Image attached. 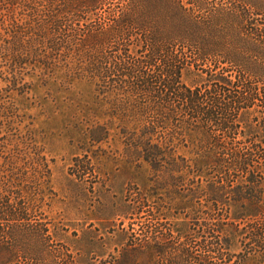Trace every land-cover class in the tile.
Instances as JSON below:
<instances>
[{"label":"trees","instance_id":"obj_1","mask_svg":"<svg viewBox=\"0 0 264 264\" xmlns=\"http://www.w3.org/2000/svg\"><path fill=\"white\" fill-rule=\"evenodd\" d=\"M84 4L0 0V60L8 84L0 89V159H6L7 151L22 154L18 147L8 148L12 119L28 114H16V104L48 110V117L118 119L117 125L96 122L71 137L84 153L74 157L75 175L96 173L95 164L112 159L137 184L135 202L108 209L111 217L133 220L131 215L145 209L154 222L152 227L138 223L144 239L136 237L113 264H250L255 259L264 264V117L256 127L248 119L255 113L250 109L262 101L258 93L240 84L239 77L232 80L225 67L206 80L207 86L199 81L185 85L172 53L171 60L160 59L158 78L141 73L93 49L113 43V33H92L74 44L64 41V34L75 31L66 27L67 19ZM157 54L152 50L145 62L153 65ZM229 87H237L238 94ZM216 90L222 94L215 95ZM56 106L60 109L54 114ZM111 136L122 145L120 158L103 149ZM234 144L244 146L236 150ZM113 164L104 166L108 174ZM234 172L244 174L245 181L234 180ZM6 181V187L0 183V221L14 222L29 215L38 199L20 185L12 191V181ZM35 188L43 196L49 190L42 182ZM222 208L225 217L219 216ZM173 209L187 216H175ZM238 238L250 248L233 251ZM195 246L203 258L192 255Z\"/></svg>","mask_w":264,"mask_h":264},{"label":"rangeland","instance_id":"obj_2","mask_svg":"<svg viewBox=\"0 0 264 264\" xmlns=\"http://www.w3.org/2000/svg\"><path fill=\"white\" fill-rule=\"evenodd\" d=\"M84 2V6L67 19L66 27L75 31L64 34V41L74 44L92 33H113L115 39L111 46L102 44L93 49L107 52L128 67H137L141 73H153L157 78L163 72L160 59L165 56L171 60L168 55L172 53L175 56L172 62L182 68V82L188 86L197 81L202 87L209 85L206 80L225 67L232 80L239 77L240 84L244 83L262 99L250 109L255 113L248 117L253 127L258 126L264 117V0ZM152 50L158 54L153 65H149L145 59ZM5 77L6 68L0 60V89L8 85ZM229 89L232 95L238 94L237 87ZM218 93L222 94L217 90L214 94ZM13 94L16 99V92ZM25 105H15L16 114H28L12 119L15 128L9 133L11 145L8 146L18 147L22 154H18V150L10 151L11 154L7 151L6 159H0V183L6 187L8 179L14 186L12 191L20 185L34 192L38 201L32 203L34 210L27 212L29 215H21L18 221L1 219L0 264H113L136 237L144 239L145 230L139 225L152 227L154 222L145 209L131 215L133 220L111 217L108 209L135 202L137 184L131 175L123 174L112 159L95 164L96 173L75 175L74 157L81 158L84 153L71 137L83 134L96 122L113 120L117 125L118 119H65L62 114L48 117V110L45 113L40 107L25 110ZM59 109L56 106L54 114L59 113ZM123 120L131 123L130 119ZM113 139L111 136L103 149L111 157L120 158L122 145ZM243 146L234 144L236 150ZM260 154L264 156L262 151ZM109 162L113 164L111 174L104 167ZM233 177L245 181L242 173L234 172ZM36 179L44 187L49 186V190H43L44 196L35 188V183L40 184ZM0 206L2 208V202ZM202 211L204 215L208 212L205 207ZM171 213L187 216L176 209ZM224 214L222 208L219 216ZM246 243L247 240L238 238L232 250L240 251L244 245L250 248ZM192 255L198 260L204 253L195 246ZM258 263L255 259L250 264ZM209 264H214V260Z\"/></svg>","mask_w":264,"mask_h":264}]
</instances>
